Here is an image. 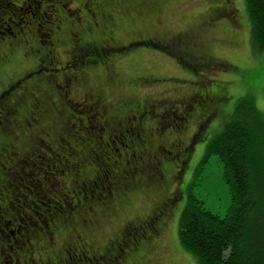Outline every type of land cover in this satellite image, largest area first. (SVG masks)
I'll list each match as a JSON object with an SVG mask.
<instances>
[{
  "label": "trees",
  "instance_id": "trees-1",
  "mask_svg": "<svg viewBox=\"0 0 264 264\" xmlns=\"http://www.w3.org/2000/svg\"><path fill=\"white\" fill-rule=\"evenodd\" d=\"M46 2L52 3L44 6ZM69 2L0 0V69L17 50L28 52L35 61L22 77L0 88V224L5 229L8 224L16 228L5 234L0 226V264H154V237L159 235L154 230H164L173 213L178 215L180 244L196 264H264V113L256 98L243 96L225 115L222 108L227 96L212 95L209 87L195 83L197 99L203 98L198 91L205 89L217 103L203 101L204 108L197 106L200 118L187 144H182L183 133L196 114L191 107L177 112V118L175 114L164 119L155 116L161 127L167 126L175 135L173 148L159 143L143 129L138 116L143 110L134 112L138 106L150 108L152 97L110 101L90 87L85 69L101 59V50L102 54H112L136 45L160 49L166 45L160 47L161 41L156 39L119 44L111 33L113 24H106L113 20L111 13L96 19L107 31V40L86 36L85 43L78 41L65 25L74 18ZM245 2L251 40L258 52H264V0ZM42 6L45 11L40 10ZM229 11L214 8L212 15L227 16ZM39 26L45 28V41L38 34ZM108 33L113 39L109 40ZM69 40L79 54L74 59L72 55L62 68L56 45ZM176 41L174 38L173 48L181 63L193 70L208 65L197 59L194 50L187 51ZM89 53L95 57L87 59ZM53 62L58 64L55 68L51 67ZM75 66L77 70H73ZM60 75L65 79L60 80ZM81 75L93 100H77L69 93L72 79L81 80ZM141 82L149 84L146 77ZM70 102L87 109L86 113L74 109ZM136 116L138 120H132ZM91 118L101 129L98 137L91 132ZM216 118L222 127L207 146L204 161L216 155L223 165L231 194L224 215L208 210L193 187L183 184L193 148L206 138L205 132ZM116 132L117 143L113 139ZM150 146L163 149L152 163L144 161V155L151 154ZM154 167L157 172L151 177ZM16 188L19 199L14 197ZM141 193L157 196L152 211L126 219L100 245L95 234L103 219H113L119 210L133 208L134 196ZM110 239L112 245L108 244Z\"/></svg>",
  "mask_w": 264,
  "mask_h": 264
},
{
  "label": "rangeland",
  "instance_id": "rangeland-1",
  "mask_svg": "<svg viewBox=\"0 0 264 264\" xmlns=\"http://www.w3.org/2000/svg\"><path fill=\"white\" fill-rule=\"evenodd\" d=\"M146 1L148 0H145V2H138L137 0H102L100 4L102 8L100 9L102 13L112 14V22L108 23L106 21V24H113L111 33L119 44L126 45L132 41L146 40L152 37L161 41L158 42L160 47L166 45V48L160 49L153 45H136L125 51L123 49L120 53L114 52L112 54H105V52L102 54L101 50V55H99V59H101L85 69L89 76L88 84L91 88L100 90L103 96L110 101L127 96L136 99L152 97L165 101L168 98L175 99L184 92L190 95L197 91L192 84L199 83L206 85V89L209 87L208 90L212 95L222 94L227 96V102L224 103L222 108L227 112L225 115L231 112L237 102L247 94L256 98L257 106L264 113V52H258L251 40V22L245 0H232L234 2L233 7L238 10L240 15L238 19L234 15L235 18L233 19L235 21L233 24L230 22L229 17L234 14L235 9L232 13L229 11L227 16L212 18L214 8L226 9V0L220 2L218 0H150L149 2H153V4H148ZM51 3L46 2L44 6H49ZM79 3L78 0L71 2L69 5L72 10H75L74 7ZM218 5L219 7H217ZM44 6L40 8L41 11L46 10ZM75 16L76 13L73 11L71 17ZM210 19L215 21L208 23ZM37 23L43 24L39 20H37ZM4 27L8 28L6 25ZM8 30L9 33L10 30L13 32V29ZM178 33L181 34L180 37H189L191 42H198L200 51L208 54L212 58V62L196 70L181 63L175 55L174 44L171 45L168 42L171 37L176 36ZM38 34L45 41L47 36L45 28L39 26ZM103 35L104 33L98 25L88 38L103 41ZM78 41L83 40L78 39ZM45 45L48 46L47 43ZM190 46H192L191 43ZM56 52L62 61L67 60L70 55H73L74 59V57L76 58L75 55L79 54L76 48L70 44V40L67 43L56 45ZM94 57L95 55L92 56L91 53L86 56L87 59ZM107 59L113 60L114 69L122 80L118 85H113L106 80L103 66L107 61L103 63L102 60ZM34 64L35 61L32 57L28 56L26 58L23 56L22 50L15 51L10 61L0 69V88L13 79L22 77L29 67L35 66ZM56 64L55 62L51 63V67L55 68L58 65ZM70 69L72 70V67ZM77 69L78 67L75 66L73 70ZM79 70H81V67H79ZM142 77H146V81H149L148 85L143 84V82L140 83ZM77 92L80 91L77 90ZM205 92V89L198 91L202 95ZM195 98L194 102L193 100L190 102L187 100L188 107H191L190 111L193 110L196 114L191 119L192 123L188 124L189 128L184 138L192 135L195 122L199 121L200 118L201 113L197 106L199 104L201 107L203 106L202 98L200 99L199 96L198 99ZM69 104L74 109L86 113L87 109L82 106L73 102ZM91 120V132L98 137L101 129L92 118ZM219 123L220 121L217 118L212 120L205 132L206 138L193 148L183 184L186 188L188 186L193 187V193L205 202V207L208 210L224 215L231 204V194L223 176V165L216 155H211L207 162L204 161L207 146L221 130L222 125ZM118 135L113 138L116 141L115 143H117L116 139L119 140ZM166 165L170 166L167 163ZM154 172H157L156 167L151 168L149 172L151 177H153ZM16 194L15 198H21L17 188ZM156 200L155 193L137 194L134 196L133 208L119 210L113 219L104 218L102 225L95 234L98 243L103 245L105 240L115 233L126 219L134 215L148 213L154 207ZM183 203L184 200L179 203V206L181 207ZM171 217L166 228L156 238L158 244L155 249L156 253L154 252L152 257L154 264H196L180 244L178 215L173 213ZM0 226L4 229L5 234L16 231L13 224H8L7 229L1 224ZM122 248L125 249V246ZM70 253L72 255V251ZM123 253L124 251H122L121 256L124 255ZM6 260H9V258L7 257Z\"/></svg>",
  "mask_w": 264,
  "mask_h": 264
},
{
  "label": "flooded vegetation",
  "instance_id": "flooded-vegetation-1",
  "mask_svg": "<svg viewBox=\"0 0 264 264\" xmlns=\"http://www.w3.org/2000/svg\"><path fill=\"white\" fill-rule=\"evenodd\" d=\"M69 1H70L69 4H71V2L78 1V0H69ZM79 2H80L79 5H77L78 7L77 6L74 7L75 8V13L78 16H75L73 19H70L69 21H66V23H65L66 27L69 26L68 33L70 35L72 34L74 36H77L79 39L83 40L84 43H85L86 42V40H85L86 36L91 35L93 30L99 25L100 30H102V33H104L102 38H103V40H105L107 31L104 30V26L103 27L100 26V24L95 20L96 18L100 19L101 18L100 15L102 16V14H103L101 9H100V8H102V6L100 5L102 3V0H79ZM233 3L234 2L232 0H226V4H227L226 8L228 10H230L231 13L235 9L234 14L231 17H229L230 18V22L232 24L235 21L233 18L236 17V19H238V17L240 16L238 14V10L233 7V5H232ZM94 12H95V14H94ZM235 13H237V14H235ZM215 15L216 14L214 13L212 15V18L216 19ZM234 15H235V17H234ZM221 16H223V15H221ZM221 16H219V17H221ZM219 17H217V18H219ZM82 18H83V20H82ZM81 21L83 23H80ZM212 21H215V20L210 19L208 21V23H213ZM61 22H62V20H61ZM107 36H109V40H110V38L113 39L109 35V33L107 34ZM61 37H62L61 39H65V36H61ZM174 38L179 41V42L178 41H176V42L181 44L180 46H182V45L185 46L187 51L188 50L189 51L194 50L192 52L195 54L197 59L202 61L204 64H208V63L212 62V58L210 56H208V54H206V53L204 54V53H202V51H200V49L198 47V45H199L198 42H195V41L191 42L189 37H185V38L184 37L183 38L180 37L179 38L177 35L171 37L170 40H168V42L174 44V42H173ZM150 39L152 41H154L156 38L154 39V38L151 37ZM106 40H107V37H106ZM190 43H191L192 46H190ZM70 44L73 47L72 42H70ZM183 49H185V48L183 47ZM56 54H57V57H58L59 54L57 52H56ZM23 56L28 58V52L27 53L23 52ZM71 58H72V56L70 55L67 60H63L62 61L58 57L59 65L62 66V68H65L64 65H66V63H68L69 59H71ZM6 62L4 63L5 65L8 63V62L7 63ZM113 64H114L113 61H109L108 63L104 64L103 67H104L106 75H107L106 77L108 78L110 83L113 84V85H118L119 82H121L122 80L120 79V77L116 73L115 69H112ZM80 73H83V72H80ZM80 73H78V75ZM60 76H61L60 80L65 79L64 75H60ZM82 77H83V79H82ZM74 78L72 79L71 83L69 84V87H70L69 93L73 96V98H75L77 100H82L84 102L88 101L89 99L93 100L94 99V95H91L92 98H90L87 95L88 86L86 84V80H85L84 75H81V78H80L81 80H75ZM192 85H194V84H192ZM77 90L80 91V92L78 93ZM193 93H191L190 95H187L184 92V93L181 94V96H179V97H177L175 99L168 98L169 100L167 99L165 101L164 100L163 101L162 100L159 101V99L156 100L155 98H150V100H149V102H151L150 103V108H147V106H145V107L144 106H141V107L138 106V108L135 109L134 112L141 113L140 111L143 110L142 114L138 115V116H140L139 120H142L141 124L143 126V129L147 130L150 136H155L154 138L155 139L157 138L159 143H163L166 146L172 147V146H174L173 140H175L174 133L168 131L167 130V126L166 127H164V126L161 127L159 119L156 120L155 116L162 117L164 119V118H167V117L173 118V115L175 114V116L177 118V112H180V110L185 112L186 108L189 106V104L187 103V100H189V102H190L192 99H193V101H194V99H196V98H194L195 97L194 95H196V94L195 93L193 94ZM207 94H208L209 97L205 98L207 96ZM210 96H212V95L209 94L208 91H206L205 94L203 95L202 102L203 101H205V102L208 101L209 103L211 102L213 104H216L217 103L216 98L213 97L214 99L213 98L210 99ZM97 105H98V103H97ZM156 107L157 108L161 107V110L160 111H156ZM152 113H153V116L151 118H149L152 115ZM138 116H136L132 120H135V121L138 120ZM145 117L147 118V120H146ZM185 125L187 127V124H185ZM184 133H183V136L185 135ZM189 140H190V136L184 138L183 141H182V144H187L189 142ZM180 146H182V145H180ZM149 149L151 150V152H150L151 154H148V155L145 154L144 156H145L146 159H144V161L146 160V162H151L152 163L155 160V156H157V154H159L160 151H163V149L160 150V146H159V149L157 148L156 150L154 148H152L151 146L149 147ZM151 211L152 210H150V212ZM146 227H147V225H146ZM162 231H163V228H161V232ZM155 232L156 233L159 232L158 233L159 235L161 234V232H160V230L158 228H156V230H154V233ZM154 238H155L154 240L156 241L157 237H154ZM111 243H112V239L109 240L108 244L112 245ZM156 244H158L157 241H156Z\"/></svg>",
  "mask_w": 264,
  "mask_h": 264
}]
</instances>
